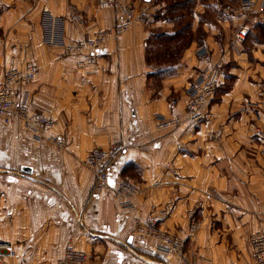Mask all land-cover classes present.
<instances>
[{
	"label": "crops",
	"instance_id": "0c3cea01",
	"mask_svg": "<svg viewBox=\"0 0 264 264\" xmlns=\"http://www.w3.org/2000/svg\"><path fill=\"white\" fill-rule=\"evenodd\" d=\"M132 4L148 12L160 6L156 0ZM194 4L192 29L202 25V42L193 40L177 61L157 71L150 67L147 43L159 21L108 38L96 62L79 67V56L58 57L44 42L43 10L59 17L62 38L72 42L114 28L113 9H98L96 0H0V82L10 58L21 69L36 61L39 70L27 86L30 107L53 121L38 139L0 122V238L14 244L16 264H57L66 246L85 252V264H161L151 240L133 234L130 212L110 193L121 178L137 184L134 201L143 211L172 200L165 221L179 235L187 233V209L200 207L202 228L187 248L191 258L198 252L203 264L252 263L242 234L264 228V151L252 137L255 126L264 124V42H248L264 7L258 11L255 4L247 18L221 11L218 21L207 23L201 20L207 7L200 0ZM73 14L83 22H74ZM239 25L247 29L246 40L231 44ZM200 46L233 75L232 86L216 90L211 119L200 127L157 129L156 115L182 111L184 88L203 65ZM170 98L178 100L175 106ZM217 128L221 137L208 139ZM51 135L65 146L51 143ZM110 146L108 185L95 188L85 156ZM212 219L225 232L211 230Z\"/></svg>",
	"mask_w": 264,
	"mask_h": 264
},
{
	"label": "built area",
	"instance_id": "2783aa9c",
	"mask_svg": "<svg viewBox=\"0 0 264 264\" xmlns=\"http://www.w3.org/2000/svg\"><path fill=\"white\" fill-rule=\"evenodd\" d=\"M98 9H113L116 13L117 22L111 30H101L92 37L72 42H66L62 38L58 28L59 17L54 15L48 9L43 10L42 25L44 30V42L49 46L55 47L59 51L60 57L69 55L79 56L77 65L79 67L92 65L97 59V50L100 46L112 36H117L120 32L130 28L134 24L143 26L149 25L148 16L141 10L137 11L132 4V0H96ZM223 11L229 13L232 8L221 6ZM237 9L242 14L248 15L254 9L253 0H239ZM72 19L77 24H81L83 19L79 14H73ZM247 29L239 26L233 39L242 43L246 39ZM2 41L0 40V47ZM198 58L203 62L199 72L194 76L192 82L185 88V102L182 112H173L169 116L156 115L155 126L159 130H174L183 125L197 126L205 120L211 118V112L207 110V104L214 95L218 87L220 78V65L213 61L212 54L204 48H199ZM39 70L36 61H28L23 69L15 65L14 59L10 58L4 70L3 80L0 82V122L9 128H20L28 132L31 136L38 139L43 137L44 133L51 130L53 121L46 115L36 112L30 107V94L27 89L28 84L34 79ZM170 104L175 106L177 101L171 99ZM221 129H216L207 134L210 140L221 136ZM253 136L264 144V126L255 128ZM58 148L65 146V141L60 136H51L49 138ZM114 146L108 148L96 147L88 151L85 156L84 164L93 171L96 185L107 186L109 177L110 161L114 156ZM264 172V164L262 167ZM111 191L117 198H122V204L125 207H132V197L137 192V187L130 181L119 179L111 186ZM171 202L158 210V215L165 216L171 209ZM153 208V207H152ZM137 215L142 214L141 210H136ZM190 213L193 212L190 210ZM193 216V215H191ZM158 218L146 216L135 217V228L140 235L151 234L159 239L156 222ZM196 223L191 220L189 229L194 231ZM173 242L171 238H165V242ZM169 243V244H171ZM251 248L253 250L254 264H264V229L251 235ZM168 244V245H169ZM159 246L158 244L156 245ZM167 252H175L172 248L162 247ZM17 251L12 242L0 238V264H16ZM86 255L83 251L66 246L60 264H84Z\"/></svg>",
	"mask_w": 264,
	"mask_h": 264
},
{
	"label": "rangeland",
	"instance_id": "374dc122",
	"mask_svg": "<svg viewBox=\"0 0 264 264\" xmlns=\"http://www.w3.org/2000/svg\"><path fill=\"white\" fill-rule=\"evenodd\" d=\"M200 1L202 2V4H204L207 7V10H208L207 13L205 14L204 19H201L202 22H203V20H206V21L208 20L207 23H209L211 21L216 22L219 20V18L215 19V17L217 18V17L222 15L221 14L222 12H225L221 8V6H223V7L229 6L230 8H232L229 13L225 12V14L237 13L240 16H244L245 18H247L251 13L254 12V10L256 8L255 4L256 5L258 4V7H257L258 11L260 9H263V7H264V0H258V1L253 0L255 8L253 9V11L250 14L245 15V14H242L237 9V3L239 0H200ZM156 2H158L160 4V6L156 7L152 11L148 12L146 8H142V7L140 9H138V8H135V9L137 11L142 10L148 16V19L150 22L156 23L159 21L161 23V25H158V26L155 25V26L151 27V29H150L151 35H150V39L148 40V43H147V57L150 61L149 62L150 67L153 70L160 71L161 67H163L162 66L163 64H165L169 61L170 62L177 61L180 57L181 51L184 48L188 47L193 42V40H196V42L198 44H200L204 38V35H203L204 31L200 28V26H202V25L197 27L195 30L192 29V23L191 22H192L193 10L190 11V6L191 5H192V7L195 6V4H194L195 0H193V3L190 6L187 5L183 11H182V9H178V8H173V9L169 8L168 1L156 0ZM263 18H264L263 16L262 17L257 16V18L254 19V22H256V23L254 26L251 27V30H252L250 32L251 39H249L248 44L251 43L252 41H257V40L264 42V23H263L264 19ZM188 24H189V26H187ZM239 26H241V25H239ZM242 26L245 27L244 25H242ZM56 28H58V29H56L54 31H57V33H59V25H57ZM246 36H247V33H246ZM230 42H231V44L238 43L233 39V37L231 38ZM48 47H50L55 52V54L59 57V51L57 48L49 46V45H48ZM201 47L206 48L205 46H200V48ZM198 50H199V48H198ZM207 50L210 52V54L213 55L212 50H209V49H207ZM219 65H220L221 81H220L218 87L215 89L214 95L211 99L215 98L216 90L219 87H220L219 90L223 91V90L230 88L233 84V75H231V74L226 75L224 73L222 65L220 63H219ZM201 67L197 68V71H196L194 76H196V74L199 72ZM193 78L189 81V83L192 82ZM185 88H184V91H185ZM171 99H175V98H170V100ZM175 100L178 101L177 99H175ZM183 106H184V104H183ZM209 111L211 112V110H209ZM211 116H212V112H211ZM206 121H208V119L201 122V124L206 122ZM155 124H156V122H155ZM185 125H183V126H185ZM258 126H264V124L257 125V126H255V128ZM255 128H254V130H255ZM217 129H220V128H217ZM253 133H254V131H253ZM51 136H53V135H51ZM252 137L255 140V142H257L259 145L263 146L262 151H264V144L261 141H259L257 138H255L253 136V134H252ZM49 141L51 143H53L50 139H49ZM263 164H264V161H263L260 168L262 171V175L264 176V172L262 170ZM94 178H95V176H94ZM121 179L128 180V181L132 182L137 187L136 194L138 193L139 189H138V186L135 182L129 180L128 178H121ZM94 187L95 188H101L103 186H97L96 180H95L94 181ZM109 188H110L111 195L114 198L118 199L119 208L124 210V211L130 212L129 217H130V223H131L133 234L135 236H137L138 238L151 240V244H149L151 252H153L154 255L159 258L158 260L161 261L160 262L161 264H203L200 261L201 255L198 252L195 253V255H196L195 259H193L189 256L188 251H187L189 241H192V237L194 235H197L198 232L202 228V225H201L202 223L199 220V216H198L199 215L198 210L200 209V207H198L197 205H194V206H191L187 209V211H186L187 233L185 234V236L179 235L176 230L170 229L169 226L166 225V221H165L169 217L172 209L174 208V202L172 200H168V201H165L163 203L151 204V205H149L147 211H143L141 209V207L137 206L135 201H134V197L136 196V194L132 197L133 206L132 207H125L122 204V198H117L116 196H114L112 191H111V186ZM167 202H171L172 207H171V209H169V213L167 215L160 217L158 215V210L160 208H162L163 206H165ZM136 210H141L142 214L137 215V213H135ZM190 210L193 212L192 214L190 213ZM191 215H193V216H191ZM136 216H140L141 218H144L146 216H150L152 218H158L157 222H156V227L158 229L157 232L159 233V239H157L154 235H151V234L140 235V233L135 228V222L134 221H136L135 220ZM191 220H194V222L197 225L196 229L194 231L189 229V225H190ZM208 226H209V228H211V230L216 231L218 233V235L225 232V228H224L222 222L219 221L218 219H212L210 222H208ZM263 229L264 228L256 229L255 231H252L251 233H249V235H247L248 233H246V231L243 232V234H242L243 235L242 240L245 238L244 243L247 246V250H246L247 259L246 260L247 261L251 260V262H252L251 264H254L253 250L251 248V243H250L251 235L253 233L260 231V230H263ZM167 237L171 238V240L173 242L172 243L170 241L165 242V238H167ZM226 237H228L230 240V238H231L230 233L226 234ZM169 243H171V244H169ZM157 244L159 246H157V248H156ZM162 247L172 248L173 250H175V252H167ZM202 257H204V256H202ZM240 259H241V257H240ZM60 260L59 259L57 260V264H60ZM86 262H87V256H86L84 264Z\"/></svg>",
	"mask_w": 264,
	"mask_h": 264
},
{
	"label": "trees",
	"instance_id": "16d2710c",
	"mask_svg": "<svg viewBox=\"0 0 264 264\" xmlns=\"http://www.w3.org/2000/svg\"><path fill=\"white\" fill-rule=\"evenodd\" d=\"M163 1V0H162ZM165 1H168L169 3V8H178V9H182V11L184 10V8L187 6V5H191L193 3V0H165ZM179 11V10H178ZM190 11H192V5L190 6ZM191 13V12H190ZM181 15V14H180ZM189 26V24L187 25ZM150 39V38H149ZM243 43V42H242ZM214 100L211 99L209 101V103L207 104V110H210V104L211 102ZM201 125V124H200ZM200 125H197V126H190V125H185L183 127L185 128H188V129H195L197 127H200Z\"/></svg>",
	"mask_w": 264,
	"mask_h": 264
},
{
	"label": "water",
	"instance_id": "95a60500",
	"mask_svg": "<svg viewBox=\"0 0 264 264\" xmlns=\"http://www.w3.org/2000/svg\"><path fill=\"white\" fill-rule=\"evenodd\" d=\"M21 170L27 173H31L33 171L32 168L28 166H22Z\"/></svg>",
	"mask_w": 264,
	"mask_h": 264
}]
</instances>
